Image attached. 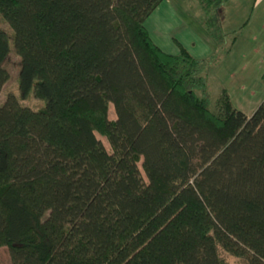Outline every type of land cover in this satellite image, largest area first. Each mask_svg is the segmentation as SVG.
Masks as SVG:
<instances>
[{
    "label": "trees",
    "instance_id": "1",
    "mask_svg": "<svg viewBox=\"0 0 264 264\" xmlns=\"http://www.w3.org/2000/svg\"><path fill=\"white\" fill-rule=\"evenodd\" d=\"M162 1L0 0L18 89L44 102L0 105L10 264H264V101L246 116L220 88L210 108L211 59L149 36ZM226 1L199 0L216 51ZM9 53L0 27V91Z\"/></svg>",
    "mask_w": 264,
    "mask_h": 264
},
{
    "label": "rangeland",
    "instance_id": "2",
    "mask_svg": "<svg viewBox=\"0 0 264 264\" xmlns=\"http://www.w3.org/2000/svg\"><path fill=\"white\" fill-rule=\"evenodd\" d=\"M229 4L230 5L235 4L236 7L229 9L230 6ZM248 14H249L248 1L246 0L231 1L230 3H228V5H226L225 9L220 11L218 17L219 20L218 29H220L221 36L223 37L222 45L220 44L222 47L221 48L218 47L216 51V44L213 49L211 43L209 47L208 45L204 47L200 46L204 51L203 54H201V56L203 55L202 56L203 59H207V60L211 59L209 65L210 67H209L208 77H207L210 108H213L214 101L220 91V88H225L223 86H220L221 82L219 81L218 78V75L222 73L221 70L223 68L224 59L227 56V54H224L222 48L223 46L226 47L228 43H230V40L235 35L239 36L240 33H242V27L244 25L243 23L245 22V19L247 18ZM170 19H172L171 26H169L170 27L169 30L165 31L162 28V21H166L168 23L170 22ZM144 24L154 44L158 43L160 40L163 41L165 39V36L173 40L172 41L173 43H168L170 45H168V48H165L164 50L167 53L175 52V54H178L179 47L176 44L174 45V41L176 40L179 41L181 39V41H185L186 43L191 40L194 41V43L196 42L195 48L191 49V51L193 50L195 54H198L199 51L201 52V50L198 49L199 36L206 37V33L208 34V31L206 30L204 25V14L198 0H165L153 12V15L149 16L145 20ZM0 27H2L8 33L9 48H10V53L2 64V66L7 70L9 74V79L0 91V105H2L5 102L6 98L9 95H12L17 98L21 106L27 107L33 111H40L44 108V102L42 100L36 99L33 96L32 92L29 93L27 96H24L21 94V92L18 89L20 60L14 51L13 31L4 21L1 15H0ZM206 40L208 41L209 37ZM213 52H216L215 53L216 56L212 57V55L214 54ZM253 65H255V69L261 70L260 81H258V84L260 85L259 86L260 90H263L264 89V55L257 56V61ZM257 90L258 87L256 90H254V98H256V101H258L256 107L261 105V103L264 101V95L263 94L261 95L260 90H258L259 92ZM235 101L237 103V100ZM238 105L239 102L237 106ZM109 119L115 120V114L112 106L109 107ZM97 138L101 141V143L104 145L106 150L110 152V148L106 140L100 136H97ZM138 167L142 176L144 177L140 162L138 163ZM227 260L229 264H245L243 260H239L233 257H227ZM0 264H10L8 252L5 247L0 248Z\"/></svg>",
    "mask_w": 264,
    "mask_h": 264
},
{
    "label": "crops",
    "instance_id": "3",
    "mask_svg": "<svg viewBox=\"0 0 264 264\" xmlns=\"http://www.w3.org/2000/svg\"><path fill=\"white\" fill-rule=\"evenodd\" d=\"M164 1L165 0H163L159 4V6ZM231 1L237 0L226 1L221 7V11L225 9L226 5H228V3H230ZM246 1H248L249 14L245 19V22L243 23L244 25L242 27V33H240V35L234 41L231 46V49L229 50L226 58L224 59L223 68L221 70L222 73L218 75V78L221 82L220 86L225 87L228 91L233 105L246 116H250L255 111V109L257 108L256 106L258 104L256 98H254V90H256L257 87L258 90H260V85L258 84V81H260L261 70L255 69V65L253 64L256 63L257 56L264 55V0ZM233 7H236V5L231 4L229 6V9ZM153 12L151 13V15H153ZM171 23L172 19H170V22L168 23L166 21H162V28L165 31L169 30V26H171ZM208 37L209 40L207 41L206 39H208ZM172 41L173 40L171 38L165 36V39L163 41L160 40L158 43H156V45L164 51L165 48H168V45H170L168 43H173ZM178 43L184 49H186V51L192 57L197 59H203V55L201 56V54H203L204 52L202 47L206 45H208L209 47L210 43L212 45V49L215 47V42L207 33L206 37L199 36L198 49H200L201 52L199 51L198 54H195L193 50L191 51V49L195 48L196 42L194 43V41L191 40L186 43L185 41H181V39L179 41H174V45H178ZM169 54H175V52ZM260 93L261 95H264V89L260 90ZM235 100H237V103ZM238 102L239 105L237 106Z\"/></svg>",
    "mask_w": 264,
    "mask_h": 264
}]
</instances>
